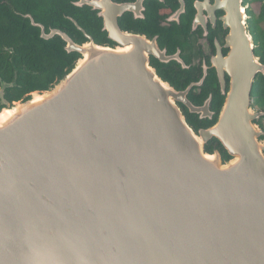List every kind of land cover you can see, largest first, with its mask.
Here are the masks:
<instances>
[{"label":"water","instance_id":"obj_1","mask_svg":"<svg viewBox=\"0 0 264 264\" xmlns=\"http://www.w3.org/2000/svg\"><path fill=\"white\" fill-rule=\"evenodd\" d=\"M117 8L98 15L115 47L87 35L74 43L21 15L78 59L26 100L5 98L15 68L11 83L0 80V264H264V111L251 98L264 64L243 0H226L229 52L212 61L224 100L198 130L178 103L213 119L211 95L200 106L187 99L206 72L174 89L150 66L164 52L121 31L116 18L131 8ZM213 139L228 159L206 152Z\"/></svg>","mask_w":264,"mask_h":264},{"label":"flooded vegetation","instance_id":"obj_2","mask_svg":"<svg viewBox=\"0 0 264 264\" xmlns=\"http://www.w3.org/2000/svg\"><path fill=\"white\" fill-rule=\"evenodd\" d=\"M50 1L51 0H46L44 5L50 6ZM182 3L183 11L181 10L180 0H110L109 3H102V9H97L96 7L93 8L92 6L82 4L80 0H64L63 5L66 8L71 6L73 9L83 12V14L89 13L96 19L97 23L100 25V35L96 34V37L88 34L73 18L65 14V7H60L57 4V11L81 34L80 38L75 35L74 37H70L67 33L62 31L70 37L74 43H85L87 35L98 45L115 47L117 44L107 38L106 31H102L103 19L98 15L102 13V10H106L109 14L116 16L119 13L117 7L122 5L128 6L131 10L117 16V25L119 29L125 33L139 34L145 37L149 43H155L159 49L158 52L160 55L164 52L165 56L162 59H158L154 55L149 56L150 66L155 69L162 80L167 82L174 89L183 91L186 90L189 85L199 82L204 72H206V78L203 84L212 73L216 78L219 88L217 73L215 68L212 67V61L215 60L218 51L223 57L227 56L229 52V49L225 47L229 29L225 27L223 21V18L226 16V0H182ZM1 5L9 7L13 14L18 15L24 22L29 24L28 19H23L21 17L22 14L29 13L18 12L10 0H0V6ZM243 7L246 10L248 9L247 5H244V0ZM180 10L182 12L178 13ZM38 24L43 26L45 33H47L49 29H53L50 24L46 26L42 23ZM37 30L40 33L38 28ZM96 38L98 39L96 40ZM184 78L190 81L184 88H176L174 85L175 79L182 80ZM225 81L226 90H228L229 77L227 75L225 76ZM202 86L192 87L187 95V99L196 106H200L201 104H195L190 100L189 94L190 92L200 94ZM178 105L184 112L185 118L186 114L190 115V117L194 116L188 113L183 104L178 103ZM196 118L198 121H205L199 120L197 116ZM210 142L211 141H209L208 144ZM214 148H216V146H213L210 152Z\"/></svg>","mask_w":264,"mask_h":264},{"label":"trees","instance_id":"obj_3","mask_svg":"<svg viewBox=\"0 0 264 264\" xmlns=\"http://www.w3.org/2000/svg\"><path fill=\"white\" fill-rule=\"evenodd\" d=\"M18 12L31 14L36 23L45 26L50 24L53 29L64 31L70 37H81V34L73 25L65 19L57 10L64 0H51L50 6H45L46 0H10ZM258 5V12L254 14L251 5ZM244 5H250L246 10L248 16L247 26L253 38L255 56L264 64V0H244ZM65 14L73 18L78 25L93 37L100 35V25L89 13L65 7ZM263 25V26H262ZM37 28L31 27L18 15L11 12L6 5L0 6V80L11 83L14 68L17 70L16 87L6 90L5 98L9 102L26 100L35 91H45L60 80L78 59V54H67L63 50V42L55 37L52 40H43L39 37ZM98 38H96L97 40ZM186 78L175 79L176 88H184L189 82ZM212 96L211 110L216 113L212 121H198L196 116L186 114V121L195 130L212 126L223 104L215 76L211 73L203 86L201 93L190 92L189 99L195 104H202L209 96ZM252 107L258 111H264V77L258 74L254 80L252 91ZM264 131V117L256 122ZM216 146L222 158L228 159L226 151L216 139L205 146L206 152Z\"/></svg>","mask_w":264,"mask_h":264},{"label":"rangeland","instance_id":"obj_4","mask_svg":"<svg viewBox=\"0 0 264 264\" xmlns=\"http://www.w3.org/2000/svg\"><path fill=\"white\" fill-rule=\"evenodd\" d=\"M247 7L250 8V5H247ZM251 8H252L253 13H254V14H257V12H258V5L253 4V5H251ZM262 26H263V25H262Z\"/></svg>","mask_w":264,"mask_h":264}]
</instances>
